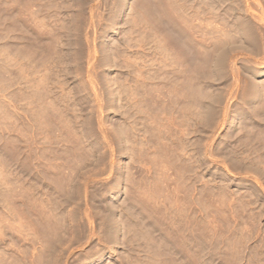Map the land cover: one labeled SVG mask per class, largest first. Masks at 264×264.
<instances>
[{
  "label": "rangeland",
  "instance_id": "1",
  "mask_svg": "<svg viewBox=\"0 0 264 264\" xmlns=\"http://www.w3.org/2000/svg\"><path fill=\"white\" fill-rule=\"evenodd\" d=\"M0 264H264V0H0Z\"/></svg>",
  "mask_w": 264,
  "mask_h": 264
},
{
  "label": "bare ground",
  "instance_id": "2",
  "mask_svg": "<svg viewBox=\"0 0 264 264\" xmlns=\"http://www.w3.org/2000/svg\"><path fill=\"white\" fill-rule=\"evenodd\" d=\"M194 56V55H193ZM191 59V58H190ZM198 59V58H197ZM184 61V60H183ZM189 65V64H188ZM116 238V237H115Z\"/></svg>",
  "mask_w": 264,
  "mask_h": 264
}]
</instances>
